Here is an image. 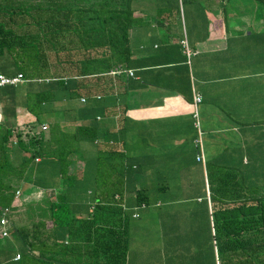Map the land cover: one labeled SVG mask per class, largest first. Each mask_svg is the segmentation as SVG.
Here are the masks:
<instances>
[{
    "label": "trees",
    "instance_id": "obj_1",
    "mask_svg": "<svg viewBox=\"0 0 264 264\" xmlns=\"http://www.w3.org/2000/svg\"><path fill=\"white\" fill-rule=\"evenodd\" d=\"M136 22L130 0H0V75L20 74L24 80L0 89L7 99L4 110L22 108L35 118L24 130L14 129L11 121L0 125V209L11 208L17 190L25 194L32 185L61 187L56 198L37 206V223L10 224L12 241L0 248V264H127L120 170L117 164L107 165L114 174L110 182L95 181L92 174L95 167L106 169L117 150L101 151L95 166L86 164L81 176L67 172L78 159L79 142L96 140L97 116L114 108L98 103L125 76L108 72L128 67L129 30ZM81 97L86 106L73 114L63 111L65 118L41 129V117ZM13 175L20 176L17 186L5 182ZM209 184V202L196 201L203 207V217L197 218L203 229H197L198 253L192 262L200 264L203 253L210 264H264V181L228 174ZM144 191L135 189V208L151 205ZM25 213L33 217L27 208ZM43 213L46 217L38 219ZM16 254L18 261L13 260ZM176 259L166 263L177 264Z\"/></svg>",
    "mask_w": 264,
    "mask_h": 264
},
{
    "label": "crops",
    "instance_id": "obj_2",
    "mask_svg": "<svg viewBox=\"0 0 264 264\" xmlns=\"http://www.w3.org/2000/svg\"><path fill=\"white\" fill-rule=\"evenodd\" d=\"M197 3L185 12L181 0H172L169 5L182 10L177 13L159 11L168 10L166 5L163 9L155 8L147 13L137 6L133 8L137 22L129 30L126 67L133 71V76L120 78L119 84H114V93L99 100L100 107L114 108H110L108 112L111 113L107 115L99 114L95 121L99 129L93 142V163L95 166L101 151L109 147V150H117L118 154H125L131 134L141 135V140L150 142L152 147L155 143L160 146L156 138L159 136L154 132L166 129V136L174 146L184 149L192 162L202 166L198 174L200 177L203 173V195L197 196V201L206 198L209 202L208 164L214 177L232 174L242 181H264V3L258 0H198ZM198 7L200 11H197ZM182 41L187 42L190 54L183 50ZM194 93L201 96L197 112L204 162L196 159L199 147L193 118ZM81 98L60 103L56 113L41 117V126L48 127L49 122L63 118V111L75 112L77 105L86 104ZM19 110L24 111L20 117L28 118L17 121ZM1 112L5 113L3 109ZM1 112L0 117L3 115ZM8 114H14L9 119L10 126L16 130L27 129L28 124L35 120L22 108ZM74 116L70 115V118ZM65 124L72 125L67 120ZM150 133H154L153 136ZM103 155L107 157V154ZM77 156V165L69 166L68 175L74 171H78L79 176L85 173H81L87 164L84 155L78 153ZM109 160L105 163L106 169L94 168L95 181L110 182L113 179L114 174L107 165H118V161ZM132 168L139 170L136 165ZM141 174L145 178L146 172ZM133 175L126 177L125 188L145 190L142 184H134ZM128 183L134 184V188L128 187ZM60 190L61 187L42 189L32 185L27 196L29 204H19L17 200L22 197L15 199L8 208V236H0V242L12 241L9 219L22 211V203L36 219L37 206L56 198ZM131 195L130 203L133 204L134 194ZM125 198L123 193V208L127 211L128 200ZM155 204L154 208L159 205ZM137 209L141 208L133 206L131 217ZM34 223L37 221L30 225ZM197 227L203 229L200 223Z\"/></svg>",
    "mask_w": 264,
    "mask_h": 264
},
{
    "label": "rangeland",
    "instance_id": "obj_3",
    "mask_svg": "<svg viewBox=\"0 0 264 264\" xmlns=\"http://www.w3.org/2000/svg\"><path fill=\"white\" fill-rule=\"evenodd\" d=\"M171 1L130 0V8L133 9L137 6L142 12L147 13L155 8H163L166 5L169 9L165 8L164 12L177 13V10L172 5H169ZM197 1L184 0L185 12H188L192 4H198ZM181 11L179 8L178 12ZM197 11H200L199 7ZM190 29V24L188 23V30ZM5 100L7 99L3 98V92H0V112L5 107H8ZM17 100L19 101L18 98ZM84 106L86 105L79 104L75 108L80 109ZM10 108L12 109V106ZM8 113L1 112L3 115L0 117V125H7V121L10 123V114ZM22 114H24V111H17L16 115L19 117L17 121L28 118H25L26 116L20 117ZM103 114L104 112L100 113L101 116ZM165 130L163 128L157 131L154 130L156 131L154 132L156 136H159L156 138L158 140L157 144H160V146H157L155 143L153 147L150 146V142H143L141 135L131 134V142H129L127 150L125 149V154H118L116 158L118 169L120 170L119 175L123 179L120 189H122L126 197L125 199L128 200V210L126 211L127 231L129 235L127 264H171L166 263L168 258L172 260L177 258V264H195L192 260L196 259L195 253H198L196 245L197 233L199 232L197 231V218L203 217L202 211L199 210L201 204L196 203L197 196L202 197L203 195L201 190L203 187V173L200 177L198 174L199 170H202V166L192 162L189 154L184 149H177L174 143L168 139L169 136H166ZM154 133H150V136H153ZM78 145L79 153L84 155L83 159H85V162L91 165L94 155V143L89 140H81ZM193 152V155H195L196 151L193 150ZM132 165H136L139 170L134 171ZM142 171L146 172L145 178L144 174H141ZM132 174H134L133 177L136 180L134 184L140 183L144 186V192L149 197V202L151 203L146 209H137V212L140 214V218L138 219H133L130 216L133 208L130 199L132 198L131 194H134L135 190L125 188L126 177H130ZM212 174L213 172L208 164L206 175L207 181L211 184L214 178ZM141 178H144V181L138 182ZM19 181V175H13L5 179L6 183H11L13 186H17ZM78 183L77 185H81L82 182ZM134 184L128 183L127 186L134 188ZM29 192L27 191L25 194L21 192L22 198L17 200V202L19 204H21L20 202L29 204L27 198L30 194ZM178 200L183 203L175 204ZM24 203L21 206L22 211L13 214L9 219L11 226L18 224L29 225L31 222L37 221L35 218L29 217L24 213V208H26ZM155 203L163 205L161 207L162 210H160L161 208H157L158 206L154 208ZM169 210L173 211V214H161L162 212H169ZM39 215L38 219L46 217L45 213ZM199 223L202 224L201 219ZM4 243L0 244V248ZM199 256L200 264H210V262L208 263V256H205L203 253H199Z\"/></svg>",
    "mask_w": 264,
    "mask_h": 264
},
{
    "label": "built area",
    "instance_id": "obj_4",
    "mask_svg": "<svg viewBox=\"0 0 264 264\" xmlns=\"http://www.w3.org/2000/svg\"><path fill=\"white\" fill-rule=\"evenodd\" d=\"M182 48L183 50L187 53L190 54V50L187 46V42L186 41H182L181 42ZM108 74L110 76H120V75H127L132 77L133 76V71L132 70H128L126 68H122V67H117L113 70H111L110 72H108ZM21 82H24L23 77L20 74H17L15 76H4V75H0V89L6 86H17L18 84H20ZM81 101L84 102L85 99L81 98ZM201 103V96L198 93H194L193 95V108H194V113H193V118L195 120V127L197 128L198 131V140H197V146L199 147V154L197 155V161H201L204 162L205 158L203 155V151H202V141H201V136H202V131L200 129V122H199V118H198V112H197V108L198 105ZM47 126L43 125L41 126L42 130H46ZM36 161H38V159H36ZM20 197H22L21 191L17 190L15 193V198L19 199ZM118 198V196L116 197V199ZM145 207V205H141V209H143ZM137 211V210H136ZM8 213H9V209L8 208H4L1 210L0 212V226H1V237H7L8 236V231H7V225H8ZM132 217L134 219L139 218V213L138 212H134L132 214ZM20 259V255L16 254L15 257L13 258L14 261H18Z\"/></svg>",
    "mask_w": 264,
    "mask_h": 264
}]
</instances>
